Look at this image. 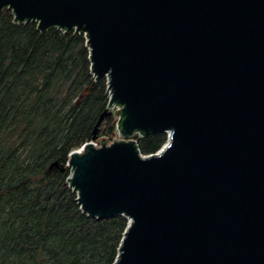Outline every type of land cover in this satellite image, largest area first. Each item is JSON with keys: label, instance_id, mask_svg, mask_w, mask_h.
Wrapping results in <instances>:
<instances>
[{"label": "water", "instance_id": "obj_1", "mask_svg": "<svg viewBox=\"0 0 264 264\" xmlns=\"http://www.w3.org/2000/svg\"><path fill=\"white\" fill-rule=\"evenodd\" d=\"M6 7L41 31L86 32L125 137L171 132L149 156L133 140L70 153L83 211L129 219L113 264H264V0H0Z\"/></svg>", "mask_w": 264, "mask_h": 264}, {"label": "trees", "instance_id": "obj_2", "mask_svg": "<svg viewBox=\"0 0 264 264\" xmlns=\"http://www.w3.org/2000/svg\"><path fill=\"white\" fill-rule=\"evenodd\" d=\"M108 102L85 31H41L37 20L16 22L9 7L0 12V264L115 262L129 219L84 212L68 166L70 153L94 140ZM116 130L111 115L97 139ZM141 135L143 154L167 141L166 132Z\"/></svg>", "mask_w": 264, "mask_h": 264}, {"label": "built area", "instance_id": "obj_3", "mask_svg": "<svg viewBox=\"0 0 264 264\" xmlns=\"http://www.w3.org/2000/svg\"><path fill=\"white\" fill-rule=\"evenodd\" d=\"M106 78H107V84H108V87L110 86V79H109V76H106ZM111 91H112V88H109L108 89V93H109V102H108V105H107V110H109V111H111L112 112V116H114V118H115V120H116V131H117V133H116V135L115 136H113V137H109V136H101V137H99L98 139H95V140H92V141H89L90 143H92L95 147H100V146H102L103 145V143H102V139H106V144H112L113 142H116L117 140L115 139L114 140V137H116L117 135H119L120 136V138H122L121 140H118V141H122V140H126V141H129V140H133V141H135V143L137 144V147H138V142H137V139H135L134 138V136L136 135V134H140L141 135V133L142 132H140V131H136L135 133H134V135H132L131 137H125L122 133H121V131H120V128H119V123H120V120H121V114L119 113V109L120 108H122V106L119 104V103H116V104H113V105H111L110 104V102H111V99H112V94H111ZM167 133V135H168V137L170 138V136H171V132H169V131H167L166 132ZM142 136V135H141ZM168 138V139H169ZM89 142H87V143H89ZM86 144V143H85ZM84 144V145H85ZM83 145V146H84ZM138 149H139V147H138ZM139 152H140V154L141 155H144V156H146V155H152V154H143L142 152H141V150L139 149ZM154 154V153H153ZM71 177V176H70Z\"/></svg>", "mask_w": 264, "mask_h": 264}, {"label": "rangeland", "instance_id": "obj_4", "mask_svg": "<svg viewBox=\"0 0 264 264\" xmlns=\"http://www.w3.org/2000/svg\"><path fill=\"white\" fill-rule=\"evenodd\" d=\"M168 138H169V137H168V135H167V141H168ZM115 139L118 141V140H121L122 138H120V136L117 135L116 137H114V140H115ZM167 141H166V142H167ZM161 148H162V147H161ZM128 223H129V222H128Z\"/></svg>", "mask_w": 264, "mask_h": 264}]
</instances>
